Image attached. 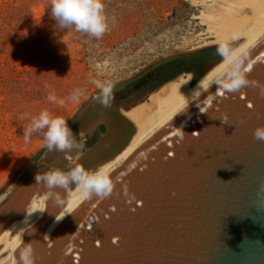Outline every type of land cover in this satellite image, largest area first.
I'll list each match as a JSON object with an SVG mask.
<instances>
[{
	"label": "water",
	"instance_id": "water-1",
	"mask_svg": "<svg viewBox=\"0 0 264 264\" xmlns=\"http://www.w3.org/2000/svg\"><path fill=\"white\" fill-rule=\"evenodd\" d=\"M244 57L257 86L229 94L210 83L111 173L112 196L87 199L65 223L49 196L63 201L65 189L35 176L87 168L103 142L79 158L47 150L0 204V234L46 192L27 243L35 264H264V142L252 135L264 124V36ZM98 105L94 99L73 120L74 134ZM19 251L0 264H19Z\"/></svg>",
	"mask_w": 264,
	"mask_h": 264
},
{
	"label": "rangeland",
	"instance_id": "rangeland-1",
	"mask_svg": "<svg viewBox=\"0 0 264 264\" xmlns=\"http://www.w3.org/2000/svg\"><path fill=\"white\" fill-rule=\"evenodd\" d=\"M192 1L102 0L109 30L96 39L74 28L59 30L50 15L51 0H0V200L47 151L42 135L27 143L23 136L42 110L65 118L69 126L99 94L97 81L114 85L115 99L124 95L121 104L113 101L110 107L124 109L178 77L197 80L222 60ZM159 69L142 91L127 94L136 80ZM77 88L85 94L73 103L68 97ZM49 93L56 102L48 100ZM109 109H97L77 128V138L80 132L83 138L72 150L76 158L101 141L99 152L111 143L119 118ZM131 126L122 135L123 146L120 141L101 152L86 169L94 171L119 154L134 132Z\"/></svg>",
	"mask_w": 264,
	"mask_h": 264
},
{
	"label": "bare ground",
	"instance_id": "bare-ground-1",
	"mask_svg": "<svg viewBox=\"0 0 264 264\" xmlns=\"http://www.w3.org/2000/svg\"><path fill=\"white\" fill-rule=\"evenodd\" d=\"M192 2L201 9L199 18L206 25L207 34L213 38L212 44L219 45L222 41H228L230 46L234 45L233 48L238 54L244 55L264 36V0H193ZM225 66V61L222 59L197 80L190 75L181 76L134 100L133 103L125 104L126 108L120 109L125 121L120 118L118 124L110 121L108 125L112 128L115 123L119 133L117 134L116 131L110 135L111 143L106 144L107 146L100 152L113 150L121 143L127 125L128 127L132 125L134 132L120 153L96 170L103 168L110 173L114 172L145 139L212 83L216 74ZM97 109L108 110L100 104ZM123 144L122 142V146ZM45 196L46 192L35 196L25 215L11 223L0 234V262L11 258L16 251L34 239L32 226L43 208ZM4 200L5 198L0 200V204ZM85 201L76 192L74 186L65 189L63 203L56 207V212L61 218L60 223H65Z\"/></svg>",
	"mask_w": 264,
	"mask_h": 264
},
{
	"label": "clouds",
	"instance_id": "clouds-1",
	"mask_svg": "<svg viewBox=\"0 0 264 264\" xmlns=\"http://www.w3.org/2000/svg\"><path fill=\"white\" fill-rule=\"evenodd\" d=\"M50 15L56 21V27L61 31L74 28L77 32L100 39L109 30L108 18L104 14L102 0H51ZM216 51L225 61L226 66L216 74L209 87L215 84L224 92L233 94L240 92L245 87L257 86L255 81L248 79L244 70V55L238 54L228 41L220 42ZM96 86L100 91L94 99L101 107L110 108L115 99L114 85L108 81H97ZM259 87L260 94L264 96V86ZM84 94L83 89L77 88L72 91L68 99L73 103H79ZM48 100L56 102V96L49 93ZM60 104H64V100H61ZM23 118L24 116H21V119ZM221 121L223 124H227V117ZM197 133L199 132L192 134ZM35 135H42L45 141L44 146L49 152L64 153L82 146L78 144V140L83 138V133H79L78 139L65 118L52 116L47 110H42L38 116L33 117L30 125L23 129L26 143ZM252 135L256 141L264 142V124L257 125L253 129ZM35 180L36 184L43 183L48 189H67L69 186H74L76 192L84 200L93 196L106 199L112 196L115 190L113 177L108 170L103 168L94 171L88 170L80 164L70 166L66 171L52 169L42 175L39 171ZM49 196L55 197L57 203H63L55 192L50 191ZM123 196L127 200L136 199L127 187L123 189ZM56 220L60 219L56 217ZM19 264H35L33 248L30 244L20 249Z\"/></svg>",
	"mask_w": 264,
	"mask_h": 264
},
{
	"label": "flooded vegetation",
	"instance_id": "flooded-vegetation-1",
	"mask_svg": "<svg viewBox=\"0 0 264 264\" xmlns=\"http://www.w3.org/2000/svg\"><path fill=\"white\" fill-rule=\"evenodd\" d=\"M159 72H160V69L157 70V71L154 70V71L151 72V74L148 73V74L146 75V76L149 75L150 77H146V76H144V77H142V78L136 80V81L132 84V86L129 87V89H128V93H127V94H132V93H133V94H136V93L142 91V89H144V88L146 87V85H147V83H148L149 80H155V78L157 77V75H158ZM140 82H144L143 85H141V86H139V87H136ZM123 96H124L123 94H120L116 99H114V102H116L117 105H118V104H121L122 101L124 100ZM118 110H120V109H118ZM118 110H117V112H116L115 114H116V116L119 118L120 115H119ZM95 111H97V109H96ZM95 111L92 110L90 113H88L87 118H88L89 116H92V114H98V113H99V112H95ZM91 119H92V118H91ZM91 119H89V122H90ZM119 119H120V118H119ZM80 126H81V125H80ZM102 126H103V125H100V128H102ZM78 128H79V127H78ZM103 130H105V127H104V126H103ZM76 132H77V131H76Z\"/></svg>",
	"mask_w": 264,
	"mask_h": 264
},
{
	"label": "trees",
	"instance_id": "trees-1",
	"mask_svg": "<svg viewBox=\"0 0 264 264\" xmlns=\"http://www.w3.org/2000/svg\"><path fill=\"white\" fill-rule=\"evenodd\" d=\"M211 54H213V52H211ZM144 82H140L136 87H139L141 85H143Z\"/></svg>",
	"mask_w": 264,
	"mask_h": 264
},
{
	"label": "snow or ice",
	"instance_id": "snow-or-ice-1",
	"mask_svg": "<svg viewBox=\"0 0 264 264\" xmlns=\"http://www.w3.org/2000/svg\"><path fill=\"white\" fill-rule=\"evenodd\" d=\"M249 107H251V105H249ZM97 243H99V242L97 241Z\"/></svg>",
	"mask_w": 264,
	"mask_h": 264
},
{
	"label": "crops",
	"instance_id": "crops-1",
	"mask_svg": "<svg viewBox=\"0 0 264 264\" xmlns=\"http://www.w3.org/2000/svg\"><path fill=\"white\" fill-rule=\"evenodd\" d=\"M105 109H109V108H105Z\"/></svg>",
	"mask_w": 264,
	"mask_h": 264
}]
</instances>
